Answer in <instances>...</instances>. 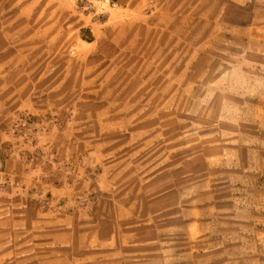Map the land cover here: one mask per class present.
I'll return each mask as SVG.
<instances>
[{"label":"rangeland","instance_id":"obj_1","mask_svg":"<svg viewBox=\"0 0 264 264\" xmlns=\"http://www.w3.org/2000/svg\"><path fill=\"white\" fill-rule=\"evenodd\" d=\"M8 154L73 236L0 203V264H264V0H0Z\"/></svg>","mask_w":264,"mask_h":264},{"label":"crops","instance_id":"obj_2","mask_svg":"<svg viewBox=\"0 0 264 264\" xmlns=\"http://www.w3.org/2000/svg\"><path fill=\"white\" fill-rule=\"evenodd\" d=\"M58 181L62 182V178H53L43 164L34 163L18 154L5 156L0 162V203L9 213L6 218L15 219V227L23 231L26 228L41 229L45 237L54 236L62 241L72 239L73 232L68 228L53 229L52 232L56 225H64L66 218H51L50 211L41 204L43 196L49 193L55 200L71 198V186L57 184ZM13 225L10 224V227Z\"/></svg>","mask_w":264,"mask_h":264}]
</instances>
